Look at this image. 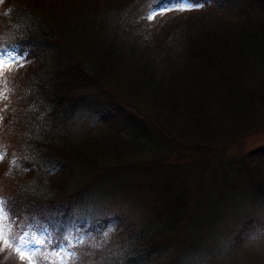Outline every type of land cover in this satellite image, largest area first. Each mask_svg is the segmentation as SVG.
<instances>
[{"label": "trees", "instance_id": "16d2710c", "mask_svg": "<svg viewBox=\"0 0 264 264\" xmlns=\"http://www.w3.org/2000/svg\"><path fill=\"white\" fill-rule=\"evenodd\" d=\"M13 1L5 7L7 0H0L3 16L10 15L0 40L22 46L18 52L27 65L11 78L7 97L3 93L12 72L0 77L5 120L0 123V165L6 166L0 178L7 182L0 186V202L12 221L25 233L44 217L45 224L59 229L49 233L59 244L51 248L79 251L84 224H76L72 215L77 203L94 213L96 199H111L132 185L152 193L154 201L136 202L144 212L141 224L113 225L114 237L98 254L101 264H223V254L206 252L195 231L189 237L183 231L189 223L205 225L198 217L200 223L192 220L196 204L191 191L203 194L201 210L211 209L210 228L228 221L219 203L225 197L241 194L240 204L264 207V142L242 152V160L235 155L238 142L264 135V0H233L243 11H259L238 12L231 22L213 26L209 22H220L217 6L206 0L209 22H202L200 33L170 30L159 43L161 51L172 52V63L160 75L145 55H135L137 45L151 39L146 18L160 0H150L143 10L145 0L127 4L111 13L110 25L91 12L86 0H74L65 12L48 17L41 5L45 0ZM50 19H57L58 26ZM93 74L106 89L101 87L100 95L93 90ZM98 99L116 100L139 116L111 115L109 128L100 129L106 133H96L86 116L96 121L93 110L108 107L99 103L91 108ZM189 149L193 157L185 167L173 160L174 150ZM197 162L203 177L191 185L186 173ZM33 170L41 177L25 176ZM191 176L194 182L198 178L194 171ZM72 216L74 224L69 223ZM85 231L97 233L92 226Z\"/></svg>", "mask_w": 264, "mask_h": 264}, {"label": "rangeland", "instance_id": "374dc122", "mask_svg": "<svg viewBox=\"0 0 264 264\" xmlns=\"http://www.w3.org/2000/svg\"><path fill=\"white\" fill-rule=\"evenodd\" d=\"M73 1L74 0H45L43 4L41 3V5L43 6V10L46 12L44 15L48 17L50 16V14H52L53 16L56 13L65 12L62 10L65 9L66 4H73ZM82 1L84 2V0ZM86 1H89L88 7H91V12L97 15L99 19L104 18V20L101 19V22L110 25V22L108 20L111 17L112 12L116 13L121 7L131 3L137 4V2L139 3L140 0ZM205 1L206 0H202V2L200 0H191V8H194L185 11L180 10L190 7L188 0H182L181 3H176L175 0H173L170 8L167 10L164 8H160V10L157 11V6L152 8L151 11L148 12L146 18L147 22L151 23V39L148 41V43H146V45L139 43L138 45L140 46L137 45L139 54L135 55H145L146 60L150 62V64H152V67H158L159 75L163 71L166 72L168 66L172 63L169 60L171 59L170 56L172 52L171 50L167 51L165 49L161 51L159 49V43L167 37L170 30H178V32L181 33L183 29H188V31L194 29L195 31L200 33L203 26L201 25L202 22H209V19H207L206 17V13L209 9H207V7L209 6L210 0H208L209 2L206 3V6ZM13 2V0H7L5 7L12 5ZM152 2L156 3L157 0H153ZM148 3H150V0H145L142 10L144 8L149 9L147 8ZM214 3L215 6H217L218 15L216 17H218L217 19H219L220 22H209L211 23V26L215 24H226L223 22H231L233 19H235V16L238 14V12H247L238 8L239 5L233 2V0H214ZM249 6V4L246 5V7ZM5 7L0 3V31L8 23L7 19L10 16L9 14L5 17L3 16L6 13V10H4ZM258 11L259 9H253L252 11L247 13H254ZM62 15L63 14H61L59 18H62ZM149 16H152V18L149 19ZM49 22H54L56 26H58L57 19H55L54 21L50 19ZM13 46H11L5 40H0V55L4 53H10L13 57L19 55L21 57L20 65H22L18 66L17 64L11 62L7 56H4L6 62L2 66H0V77L6 75V70H10L12 72L8 85L6 87L7 91H4L3 93L5 97L8 96L12 87V85L10 84L11 78L16 79L18 74L21 75L23 72H20L18 68L27 65V61L24 60L23 56H21L18 52V47L22 48V46ZM123 54L126 53L123 52ZM161 57L162 61L160 60ZM166 61L168 62L165 64ZM105 73L108 74L109 72L106 71ZM93 75L95 76H92L95 81L94 86H96L93 90L95 93H97V95H100L99 93L101 92L102 88H104V84L102 83L101 78L98 75ZM21 83L24 82L19 81V85ZM109 89L115 90L112 87ZM113 93L116 94V90L113 91ZM115 101L116 100L109 99L106 102H103L102 100L98 99L91 103V108L99 103H104L106 104V106H108H101L100 111L93 110V115L96 121L86 116V119L90 120L94 125H96L95 127H93V130L97 131L96 133H106L102 131L100 132V129L101 126L109 128L111 123V115L115 117L117 115H120L119 113H134L139 116V112L134 111L131 107H128L122 103L119 104ZM1 102L2 101H0V103ZM4 121L5 120L2 117V113L0 112V123L2 124ZM263 142V134H251L247 136L242 141L238 142L237 147H235V150H239V152L235 154L236 157L238 158V160H242V152L249 153L255 147L263 144ZM210 143L213 144V142ZM227 151H229V148L225 150V152ZM190 153L193 154L190 149L184 151L183 153H177V151L174 150L173 160H180L182 163L181 165L185 167V161L193 157V155H191ZM179 155H184V158H178ZM195 164L196 167L193 168V170L190 167V170L186 173V177L188 179H191L192 181L191 185L194 183H198L199 178L202 176V164L199 162ZM5 167V164H3L2 167L0 165V175H2ZM36 168L38 169V167ZM192 171H194L195 174H198V178L195 180V182L191 176ZM25 176L41 177L39 175V170L27 172L25 173ZM5 179L8 180V176ZM0 186L5 188L7 186V182L0 178ZM135 187L132 185H130L128 188L125 187L121 195L108 200L102 201L101 199H96L97 207L94 205L95 202L92 201L93 205L91 206H93L94 213L92 211L91 213L88 211L85 212L84 207H78L81 203H77L78 206L74 207L75 210L73 211L72 215L75 214L76 224H79L81 222H83L82 224H84L82 229H80L82 235L77 243L78 245H83V247L80 248L82 249V253L80 252V249L79 251H68L67 247L58 250L54 249L58 248L59 244L54 243V241L52 242V238L49 237V233L53 231L55 234V231H59V229L52 225L45 224L46 220H42L46 218L40 217V219H38V223L40 224V226L35 227L31 231H27L25 233L29 234L30 239L32 237L40 240H44L45 238H47L49 243L42 244L38 252H30L25 250L24 259H21L20 254L16 251V249L20 247V238L25 233L22 228H19V226H17L16 223L12 221L11 215L7 213L0 202V264H14V258L17 260L16 262L18 264H29V258H31V264H96V262H99V264H101L100 260H98V254L100 253L102 246H104L109 239L114 237V231L112 230L113 225L115 224L116 227L121 222L122 225L126 227L132 221L136 222L137 225L141 224V222L143 221L144 212L141 211L143 209L142 207H137L136 202L138 203L139 200L143 199H145V202L147 203L154 201L155 197L152 193H147L146 190L142 191V189H134ZM191 193V201H193V204H196V218L192 220L194 221L197 219L199 223L202 220V222H205V225L201 224L196 226L195 228V226H193V223H189V226H187L183 231V234L186 237H189L190 234L195 231V236L197 239H199V244H202L204 248L206 246V252H209L210 254L213 253L215 255H217L218 253L223 254L220 258V262L223 264H247L250 260L264 264V207H259L260 209H258L250 202H247L246 204H240L241 194L232 197V199H230L229 197H225L219 203L224 205V208L222 209V217H226L228 221L221 224L222 220H219L216 227L210 228L208 222H210L213 218L209 215L211 209L204 211L201 210L199 206L201 201H204L203 194L200 195L195 193L194 191H191ZM224 199H226L227 202H224ZM233 202H236V204L234 205H237L234 211H232ZM239 206L240 209L237 210ZM92 214H94V217L91 216ZM204 215H207V218H204ZM107 217H111L112 222L114 223L110 222L109 224L104 225L102 219L105 218L106 223ZM197 217L201 220H199ZM75 221L72 216L69 223L74 224ZM42 224L44 226H42ZM89 226L95 227L97 233H87V231L85 230ZM98 226L99 229L102 230V232L98 229ZM79 228L80 227L77 225L76 229ZM73 233H76V231L73 230ZM14 241L16 242L14 243ZM210 242L212 243L210 244ZM199 244L194 242V247L199 246ZM50 245L54 248H51ZM199 250V253L203 251L201 247H199ZM8 254H12L14 258L10 256V258L8 259V256H6ZM4 257H7V259H5Z\"/></svg>", "mask_w": 264, "mask_h": 264}, {"label": "snow or ice", "instance_id": "6c2138e0", "mask_svg": "<svg viewBox=\"0 0 264 264\" xmlns=\"http://www.w3.org/2000/svg\"><path fill=\"white\" fill-rule=\"evenodd\" d=\"M173 0H160V2L157 5V11L160 10V8H164V9H169L170 5L172 4ZM176 3H181L182 0H175ZM188 3L190 5L189 8L187 9H182V10H191V0H188ZM149 19L152 18V16L148 17ZM4 56H7L9 58V60L15 64H17L18 66H22L20 65V59L21 57L19 55L13 57L11 56L10 53H4L2 55H0V66H2L6 61L4 59ZM16 241H14L15 243ZM20 247H18L16 249V251L20 254L21 259H24V251H30V252H38L40 249V246L42 244H48L49 241L47 238H45L44 240H40L37 239L35 237H32L31 239L29 238V234L25 233L21 238H20ZM29 264H31V258H29Z\"/></svg>", "mask_w": 264, "mask_h": 264}]
</instances>
